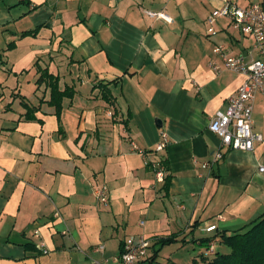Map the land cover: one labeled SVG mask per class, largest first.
I'll list each match as a JSON object with an SVG mask.
<instances>
[{"label": "crops", "instance_id": "0c3cea01", "mask_svg": "<svg viewBox=\"0 0 264 264\" xmlns=\"http://www.w3.org/2000/svg\"><path fill=\"white\" fill-rule=\"evenodd\" d=\"M254 2L264 5L240 4ZM219 7L0 0V264H116L130 235L149 239L151 256L156 237L229 234L264 214V95L253 101L262 141L251 151L220 147L208 129L244 79L215 73L212 47L249 58L251 46L224 17L206 34ZM44 72L71 92L59 111ZM162 132L168 143L156 152ZM219 149L222 158L204 167ZM159 158L168 187L150 164ZM102 186L106 202L96 195Z\"/></svg>", "mask_w": 264, "mask_h": 264}, {"label": "built area", "instance_id": "2783aa9c", "mask_svg": "<svg viewBox=\"0 0 264 264\" xmlns=\"http://www.w3.org/2000/svg\"><path fill=\"white\" fill-rule=\"evenodd\" d=\"M222 7L213 9L207 17V35H214L216 31L214 24L219 17L229 20L230 27L242 37L251 40L250 56L242 52L231 54L229 48L224 44H215L212 47L213 54L220 60H212L210 67L215 73L223 70H231L244 76L235 95L227 99L226 107L218 109L209 121L208 129L220 140V147L226 149H239L251 151L255 142L262 141V135L253 130L252 110L253 101L257 92L264 95V5L260 2L249 3L244 6L242 0H219ZM148 15L161 17L170 21V18L162 12L146 11ZM168 143L167 135L162 132L161 139L156 144L154 151L159 152ZM221 149L213 153L212 160L204 163L208 167L211 162L222 158ZM149 163V162H147ZM156 181H163L165 169L157 161H151ZM264 166H259L263 171ZM98 199L106 202L107 188L105 186L96 190ZM210 228H203L206 232ZM34 234L39 235L38 231ZM150 240L143 235H130L123 241L122 248L116 256V264H139L149 256ZM38 248L47 253L43 244ZM210 251H213L211 244ZM100 264V263H92Z\"/></svg>", "mask_w": 264, "mask_h": 264}, {"label": "trees", "instance_id": "16d2710c", "mask_svg": "<svg viewBox=\"0 0 264 264\" xmlns=\"http://www.w3.org/2000/svg\"><path fill=\"white\" fill-rule=\"evenodd\" d=\"M45 76L49 77L51 87L48 102L54 106L55 111H59L62 98L70 97L71 92L68 89L59 90L54 78L47 72L42 73L41 78ZM103 96L107 100L110 99V93ZM26 114L27 117L33 118L28 112ZM157 163L165 169V187H168L169 176L166 172L165 161L159 158ZM191 232L192 230L181 238H178L179 233L156 237L151 246L152 255L147 258V261L152 264L165 245L180 242L182 246L192 243L199 247L197 255L192 258V264H264V214L229 234L222 230L209 236H193ZM189 235L192 236L189 241H186ZM214 243L223 245L227 250H216ZM211 244H213V251H210Z\"/></svg>", "mask_w": 264, "mask_h": 264}, {"label": "rangeland", "instance_id": "374dc122", "mask_svg": "<svg viewBox=\"0 0 264 264\" xmlns=\"http://www.w3.org/2000/svg\"><path fill=\"white\" fill-rule=\"evenodd\" d=\"M229 30L231 33L234 31L232 28ZM242 41L245 43L251 42V40L248 38H242ZM179 245V243L165 245L159 251L158 256L156 257L155 261H153V264H161L164 262H167L166 264H170L173 261L176 264H192V258L197 255L199 247L192 243L185 244L182 246V248H180ZM214 247L216 250H227V248L218 243H214Z\"/></svg>", "mask_w": 264, "mask_h": 264}]
</instances>
